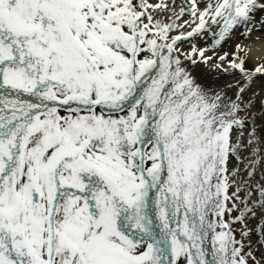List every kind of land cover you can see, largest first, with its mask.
<instances>
[{
  "label": "snow or ice",
  "instance_id": "obj_1",
  "mask_svg": "<svg viewBox=\"0 0 264 264\" xmlns=\"http://www.w3.org/2000/svg\"><path fill=\"white\" fill-rule=\"evenodd\" d=\"M179 8L0 0V264H264V0Z\"/></svg>",
  "mask_w": 264,
  "mask_h": 264
},
{
  "label": "bare ground",
  "instance_id": "obj_2",
  "mask_svg": "<svg viewBox=\"0 0 264 264\" xmlns=\"http://www.w3.org/2000/svg\"><path fill=\"white\" fill-rule=\"evenodd\" d=\"M182 2V0H175L176 3V11L179 12L180 8L179 5ZM187 19V16L184 17ZM261 33V32H258ZM257 32L252 33L253 39H244L242 41H239L243 44V53L245 56V59L248 60V63L246 67L248 69H252L254 67L258 66H264V34L259 35ZM255 37H259V39H254ZM208 41H211V37H206ZM210 43V42H209ZM237 43V40L230 41L229 47L226 48L227 50L223 49L222 52H232L235 44ZM198 47H204L205 43L203 40L197 41ZM184 49H188V45H183ZM221 51V50H220ZM206 55H212V53H206ZM211 67V65H209ZM193 75L197 77V80L204 84L209 86L210 88H218L219 86H222L227 82L230 77L219 73V72H208L204 66L201 64L196 69L193 70Z\"/></svg>",
  "mask_w": 264,
  "mask_h": 264
},
{
  "label": "rangeland",
  "instance_id": "obj_3",
  "mask_svg": "<svg viewBox=\"0 0 264 264\" xmlns=\"http://www.w3.org/2000/svg\"><path fill=\"white\" fill-rule=\"evenodd\" d=\"M258 33V32H257ZM259 35H261V34H264V32H261V33H258ZM209 42H211V41H209ZM230 44V41L227 43V44H225L224 46H223V48L222 49H220L221 51H223V49H225V50H227L226 48H228L229 45Z\"/></svg>",
  "mask_w": 264,
  "mask_h": 264
}]
</instances>
